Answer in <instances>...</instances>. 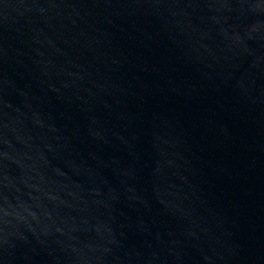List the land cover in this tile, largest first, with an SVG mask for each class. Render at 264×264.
<instances>
[{
	"label": "water",
	"instance_id": "95a60500",
	"mask_svg": "<svg viewBox=\"0 0 264 264\" xmlns=\"http://www.w3.org/2000/svg\"><path fill=\"white\" fill-rule=\"evenodd\" d=\"M0 264H264V0H0Z\"/></svg>",
	"mask_w": 264,
	"mask_h": 264
}]
</instances>
